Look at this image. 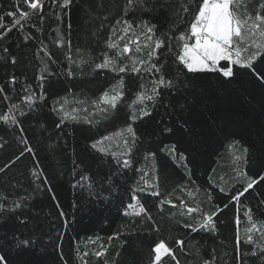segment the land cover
Returning <instances> with one entry per match:
<instances>
[{
	"label": "snow or ice",
	"instance_id": "obj_1",
	"mask_svg": "<svg viewBox=\"0 0 264 264\" xmlns=\"http://www.w3.org/2000/svg\"><path fill=\"white\" fill-rule=\"evenodd\" d=\"M74 8L83 13L85 26L91 25L92 35L103 45L96 56L73 43ZM11 9H0L3 30L0 31V67L14 69L20 63L17 55L3 43L15 29L23 35V45L35 49L37 70L31 79L26 73L18 76L15 72L0 77V126L18 129L20 144L14 159L0 167V173L6 175L26 155L37 163L30 170L29 179L35 185L32 191L24 189L26 194L19 196L0 191V230L9 222L16 224L15 230L0 234V264H15L13 255L35 254L38 248L43 251L46 243L53 242V236L43 233L39 223H34L38 221V213L32 203L33 192H47L63 229L72 222L38 163L24 123L35 120L42 132L47 131L41 121L48 120L50 114L55 117L52 124L59 137L69 125L83 122L102 126L118 110H122L124 124L87 145L88 150L98 154L96 159L100 164L95 171L85 170L73 160L71 188L79 190L80 197H86L93 207L102 209L112 203L118 186L131 180L135 181L131 199L118 209L121 215H143L152 220L137 196L141 192L161 197L157 205L161 211L165 204L183 209L181 216L187 222L177 223L187 230L184 238H177L175 246L165 240L156 242L151 247L148 264H166L169 259L173 264H264V218L255 217L253 208L241 201L246 193L264 182V154L254 156L251 146L240 139L231 140L228 150L235 166L232 179L241 183L242 188L230 194L210 175L211 188L230 195L229 202L223 207L215 205L214 211H205L199 203L189 206L179 197V205L173 203L169 197L176 188L162 193L159 177L154 175L149 179L147 162L152 161L151 169L155 171L156 153L145 151L143 162L137 159L143 143L139 129L148 121L156 122L154 134L159 136L202 134L203 130L194 121L204 102L203 88H198L197 82L211 81L218 93L235 94L246 105H251L257 94L264 100V0L259 3L254 0H12ZM5 17L11 21L6 23ZM101 36L104 38L100 39ZM24 46H19L21 52ZM86 52L89 60L84 58ZM89 61L93 64V74L105 81L99 94L91 99L81 98L73 85L74 68H82ZM65 62L66 69L60 71V65ZM61 76L66 84L63 94L56 91ZM212 119L215 120V115ZM261 136L264 139V127ZM3 147L0 143V148ZM52 150L55 152V147ZM161 151L176 157V143L164 144ZM178 156L181 161L187 160L183 152ZM183 166L192 180L191 168L187 163ZM252 169L256 170L255 178L249 175ZM18 187L23 185L12 184L13 189ZM177 187L181 192L187 191L189 197L193 195L186 185ZM195 191H200L199 187ZM206 196L212 204V191L207 190ZM229 203L237 206L235 240L231 245L219 239L217 221ZM260 205H264V199L257 204V210ZM71 208H79L76 200ZM241 208L244 209L243 227ZM63 235V231L56 232L55 238L62 241ZM118 238L119 234L110 236L109 242ZM88 239L95 244L101 237ZM55 248L62 264H70L61 244L56 243ZM100 249L92 253L97 259L107 252L103 244ZM88 255V252L81 255L79 248L76 249V260L82 264H88L83 259Z\"/></svg>",
	"mask_w": 264,
	"mask_h": 264
},
{
	"label": "trees",
	"instance_id": "obj_2",
	"mask_svg": "<svg viewBox=\"0 0 264 264\" xmlns=\"http://www.w3.org/2000/svg\"><path fill=\"white\" fill-rule=\"evenodd\" d=\"M259 3V0H254ZM12 0H0V9L12 10ZM2 14V13H0ZM139 15V13H137ZM85 17L79 9L73 10L72 13V40L74 44H79L82 48L88 50L92 56H96L99 49L103 46L96 37L92 35L91 25L85 26ZM11 18L5 17V22L9 23ZM0 31H3L0 29ZM107 30L105 29V32ZM101 36L100 39H103ZM49 41L45 37V43ZM7 45L13 54L17 55L20 63L17 67H0V77L5 74L15 72L16 75L23 73L31 79L36 72L37 61L34 59V48H28L23 45V35L14 29L9 33V38L3 42ZM19 46H24V51H20ZM51 47V45H50ZM85 60H89L88 53H85ZM55 68L56 66L53 65ZM67 64L60 65V71L66 69ZM93 64L91 61L85 63L82 68H74L76 78L74 79V91L83 97L89 99L99 94L105 81L100 79L99 75L93 74ZM56 79V78H54ZM60 83L56 91L63 94L65 78H58ZM198 88H203L204 102L194 115L195 125L198 129H202V134L197 132L195 136L185 137L180 133L167 137L159 136L155 133V121L143 123L139 131L143 133V143L139 148L138 160L143 162V154L145 151H153L156 153L155 165L156 169H151L152 161L147 162L149 168V179L154 175L159 177V185L162 193L171 192L173 188L176 191L169 197L173 203L179 205L180 199L192 207L197 203L205 210H215V205L223 207L229 202L230 195L219 192V189H212L208 181L211 175L213 181L224 187L230 194H234L242 188L241 183H237L232 179L234 173L232 171V154L228 150V144L233 139H240L245 145L252 148V155L260 157L264 154V139H262L261 131L264 127V100L259 94L253 100L251 105H246L244 101L235 94H221L215 90V85L211 81L197 82ZM51 101H49L50 103ZM47 114V109H45ZM49 115V119L41 121L47 131L41 130L35 120H29L24 123L26 135L30 138L31 146L35 150L38 157V163L48 175L54 191L61 202L63 208L68 211L71 219L70 226L67 229L62 228V221L57 218V212L53 201L46 191L33 192L34 199L32 201L36 212L38 213V221L43 233L53 236L52 243H46L43 251L39 248L35 254H29L23 257L11 258L15 264H62L59 260V254L55 248L56 243L61 244V250L66 258H69L70 264H82L76 260V249L79 248L81 255L88 252L89 255L83 259L88 264H148L151 258V247L159 240H165L171 246H175L177 238H184L187 231L180 227V224L187 222L184 216H181L183 209L177 207L172 208L168 204L163 206V211L157 207L161 197H152L147 193H137L138 198L145 204L147 210L152 216V220L141 215L139 217H125L118 210L124 204L130 202L131 186L135 181L123 182L118 186L117 194L110 205L105 208L97 209L89 203L86 197H80L79 190L71 188L72 171L76 163H80L85 170L91 169L93 172L99 166L100 161L96 159L98 154L87 149V145L92 139L98 138L99 135L108 131L115 130L124 124V116L122 110H118L117 114L108 121H103L102 126L93 127L81 122L76 125H69L65 129V133L57 136L52 121L54 116ZM82 116L85 114H81ZM215 115V120L212 119ZM158 120L159 117L157 116ZM227 121V123H226ZM223 128L224 131H220ZM67 133H71L67 135ZM19 136L18 129L8 130L6 127L0 126V143L4 144L0 148V167L8 164L20 150V144L17 142ZM227 137V139L225 138ZM175 142L177 146V156L173 157L167 151H161L164 144ZM55 147V152H53ZM183 152L187 156L186 161L179 159L178 153ZM37 161L30 156H25L17 161L7 170V174L0 173V191L10 196L14 193L19 196L24 193V189L32 191L35 185L31 184L29 179L30 170L35 167ZM187 163L192 170V180H189L184 168ZM139 166V165H137ZM106 167V165H105ZM213 169L215 171L213 172ZM79 171V170H77ZM255 169L249 171V175L255 178ZM139 174H137L138 178ZM223 177V180H221ZM195 181V184L192 181ZM22 184L23 188L13 189L12 184ZM39 183V181H37ZM177 185H186L188 191H192L193 195L189 197L187 191L181 192ZM199 187L200 191H195ZM211 190L213 202L209 204L207 201L206 191ZM246 198L242 197L243 204L251 206L254 210L255 217L264 218V205H260L257 210V204L264 199V182L256 186V190H250L246 193ZM80 197L79 199H77ZM76 200L79 204L78 209H72L71 204ZM42 210V211H41ZM243 211L241 208L240 215L242 217L243 227ZM237 215V206L235 203H229L228 208L224 209L217 217L219 228V239L234 244ZM193 216H196L194 213ZM177 222H180L178 224ZM16 224L9 222L0 230L11 232L15 230ZM63 231V240L59 241L55 238V233ZM38 235L41 233L38 232ZM119 234L118 239H112L110 236ZM199 235V234H197ZM101 237L95 244L89 242V237L95 239ZM47 237L45 236V239ZM103 244L107 248L106 255L97 259L92 255L94 251L101 250L100 245ZM178 251V249H177ZM119 253V255H117ZM166 264H173L169 259Z\"/></svg>",
	"mask_w": 264,
	"mask_h": 264
}]
</instances>
